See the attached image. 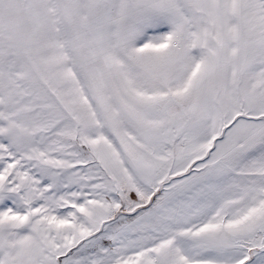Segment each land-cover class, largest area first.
Returning <instances> with one entry per match:
<instances>
[{
    "label": "snow or ice",
    "instance_id": "6c2138e0",
    "mask_svg": "<svg viewBox=\"0 0 264 264\" xmlns=\"http://www.w3.org/2000/svg\"><path fill=\"white\" fill-rule=\"evenodd\" d=\"M0 264H264V0H0Z\"/></svg>",
    "mask_w": 264,
    "mask_h": 264
}]
</instances>
